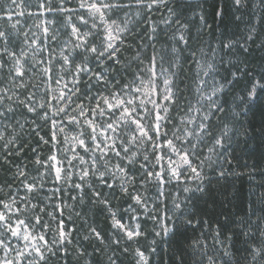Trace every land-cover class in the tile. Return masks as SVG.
<instances>
[{
	"label": "snow or ice",
	"instance_id": "obj_1",
	"mask_svg": "<svg viewBox=\"0 0 264 264\" xmlns=\"http://www.w3.org/2000/svg\"><path fill=\"white\" fill-rule=\"evenodd\" d=\"M206 6L0 4V264H153L162 244L170 264H264V0H216L239 34L215 47ZM255 172L213 227L202 205Z\"/></svg>",
	"mask_w": 264,
	"mask_h": 264
},
{
	"label": "trees",
	"instance_id": "obj_2",
	"mask_svg": "<svg viewBox=\"0 0 264 264\" xmlns=\"http://www.w3.org/2000/svg\"><path fill=\"white\" fill-rule=\"evenodd\" d=\"M27 1V0H25ZM34 0H32L33 2ZM6 0H0V4H4ZM9 5H10V0H8ZM18 3L21 2V0H17ZM37 2V0H36ZM215 5H216V0H207V13H208V24L212 25L213 27H218L219 30L214 34V36H209L207 35V30L205 29V35H204V41L206 44H209L212 47L216 46V40L219 39L220 32L224 34H229V33H236L237 35L239 34L237 32V27L236 25L231 21V15L230 13L226 14L223 23L220 22L219 18L214 19V11H215ZM243 25H241V28ZM195 28L193 29V35H195ZM264 55L262 54L260 49H255L253 54L251 55V61L252 62H258L261 58V56ZM191 67L193 68V74L195 72V65L192 64ZM259 116L256 117V120L259 121ZM260 135V133H257ZM249 164H251V161H249ZM242 171L243 169H239ZM261 174L259 172H255L253 176L251 177V182H249V177L246 175L243 178V182L239 179L236 181V189L233 190L231 187L227 189L229 193V199L232 200V203H228V201H224V206L223 209H221L219 203L214 208L208 209L206 206L202 205V208H204L205 211L209 212V215L211 216L210 218L213 219V227H215V219L219 218L220 220H223V216H219V213L221 211H224L225 213L228 212H235L236 208L240 205L248 206L250 202V191L255 189L259 190L258 185L261 182ZM124 202H120L119 206L121 209L125 208ZM259 208V205H257V209ZM79 211V209H77ZM219 216V217H218ZM89 223L95 222L97 225H99L101 228H103L106 232H110V221H106L104 215L99 214V215H92L89 214ZM255 219V217H253ZM79 224V222H78ZM171 226V225H170ZM149 229V228H148ZM150 230V229H149ZM78 242L83 244L84 246L88 247L89 251H92V244L95 242H88L84 241L82 239V236L78 237ZM153 237L151 235L148 236V241H151ZM157 241L161 238L157 237ZM148 241H142L141 243H147ZM210 242V241H209ZM167 250V253L165 252ZM173 255V251L170 248H168L167 244H162L157 248V252L154 254L153 257V264H170V261H168V258ZM69 264H71V258H69ZM127 264V262H126Z\"/></svg>",
	"mask_w": 264,
	"mask_h": 264
},
{
	"label": "rangeland",
	"instance_id": "obj_3",
	"mask_svg": "<svg viewBox=\"0 0 264 264\" xmlns=\"http://www.w3.org/2000/svg\"><path fill=\"white\" fill-rule=\"evenodd\" d=\"M25 3H28V4H31L32 5L31 8L27 9V11H30L32 13H36L37 12V9L35 7L36 0H34L33 2H32V0H27V1H25ZM13 10L16 11V12H19V11H21L23 9H15L14 8ZM19 19L21 20V28H22V30L23 29H27L29 26H31L34 23H36L35 17L28 18L27 15H25L23 17H19ZM32 31H36V29L35 28H32ZM124 206L126 208L127 207V204H124ZM147 227L151 230V228L153 227V225L151 223H149L147 225ZM156 230L159 231L160 230L159 227H157Z\"/></svg>",
	"mask_w": 264,
	"mask_h": 264
},
{
	"label": "clouds",
	"instance_id": "obj_4",
	"mask_svg": "<svg viewBox=\"0 0 264 264\" xmlns=\"http://www.w3.org/2000/svg\"><path fill=\"white\" fill-rule=\"evenodd\" d=\"M245 18H247L248 16L252 15L250 10H245L244 12Z\"/></svg>",
	"mask_w": 264,
	"mask_h": 264
}]
</instances>
